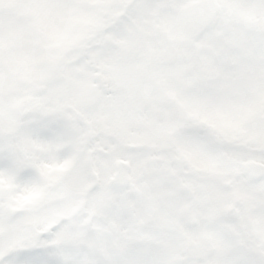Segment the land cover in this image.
<instances>
[{
	"label": "snow or ice",
	"instance_id": "1",
	"mask_svg": "<svg viewBox=\"0 0 264 264\" xmlns=\"http://www.w3.org/2000/svg\"><path fill=\"white\" fill-rule=\"evenodd\" d=\"M0 264H264V0H0Z\"/></svg>",
	"mask_w": 264,
	"mask_h": 264
}]
</instances>
